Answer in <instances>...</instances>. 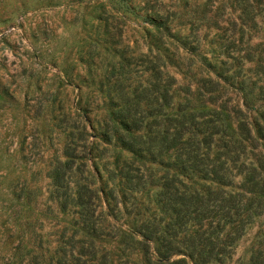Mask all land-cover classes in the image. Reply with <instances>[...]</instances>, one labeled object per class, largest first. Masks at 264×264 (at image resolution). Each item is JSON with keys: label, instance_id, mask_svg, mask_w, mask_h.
I'll return each mask as SVG.
<instances>
[{"label": "rangeland", "instance_id": "374dc122", "mask_svg": "<svg viewBox=\"0 0 264 264\" xmlns=\"http://www.w3.org/2000/svg\"><path fill=\"white\" fill-rule=\"evenodd\" d=\"M259 131L264 0H0V264H148L177 211L189 264H253L264 212L222 213Z\"/></svg>", "mask_w": 264, "mask_h": 264}, {"label": "trees", "instance_id": "16d2710c", "mask_svg": "<svg viewBox=\"0 0 264 264\" xmlns=\"http://www.w3.org/2000/svg\"><path fill=\"white\" fill-rule=\"evenodd\" d=\"M248 138L254 148L260 149V157L257 159L258 163L257 165H251L249 175L245 177V183L241 184L240 190L229 194L224 204L228 209L222 213L224 217H229L232 222L237 221L235 229H242L246 222L252 221L254 215L264 212V180H262V172L264 170V133L259 131V136H253L249 132ZM216 159L218 158L216 157ZM170 164L176 171L187 167L183 160L171 161ZM191 168L197 170L201 174L200 177L203 178H209V172H211L213 174L212 179L219 182V178L221 179V175H223L221 171L224 170L223 161L216 163L210 169L194 165ZM175 179L179 182L182 181L178 176H175ZM230 209L233 210V213L230 212ZM233 214L235 215L233 216ZM161 220L164 221L165 216L161 217ZM186 224L187 219L177 211L175 215L170 214L168 220L164 222V228L159 227V225H152L153 227L147 226L146 229H135V232L144 238L139 240V243L142 244L141 241H143V256H145L146 262L151 264L152 259L168 260L174 255L184 252L187 253L188 259L182 257L178 260L179 263L189 264V261L195 260V251L179 247L176 243V230H169L182 229ZM252 262L253 264H264V255L261 250H257L256 253L252 254Z\"/></svg>", "mask_w": 264, "mask_h": 264}]
</instances>
